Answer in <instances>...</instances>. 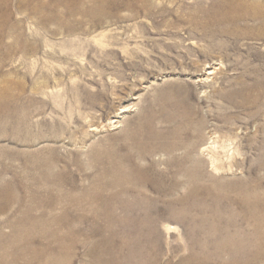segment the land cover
Segmentation results:
<instances>
[{"label":"rangeland","instance_id":"obj_1","mask_svg":"<svg viewBox=\"0 0 264 264\" xmlns=\"http://www.w3.org/2000/svg\"><path fill=\"white\" fill-rule=\"evenodd\" d=\"M0 264H264V0H0Z\"/></svg>","mask_w":264,"mask_h":264},{"label":"bare ground","instance_id":"obj_2","mask_svg":"<svg viewBox=\"0 0 264 264\" xmlns=\"http://www.w3.org/2000/svg\"><path fill=\"white\" fill-rule=\"evenodd\" d=\"M192 191V190H191ZM194 191H192V193H193ZM189 194H191V193H189ZM243 204H245V203H243Z\"/></svg>","mask_w":264,"mask_h":264}]
</instances>
